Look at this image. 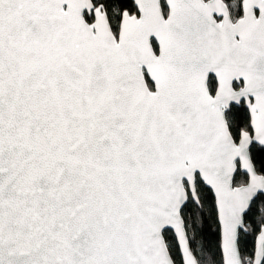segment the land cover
Here are the masks:
<instances>
[{
	"label": "snow or ice",
	"instance_id": "snow-or-ice-1",
	"mask_svg": "<svg viewBox=\"0 0 264 264\" xmlns=\"http://www.w3.org/2000/svg\"><path fill=\"white\" fill-rule=\"evenodd\" d=\"M0 264H264V0H0Z\"/></svg>",
	"mask_w": 264,
	"mask_h": 264
}]
</instances>
